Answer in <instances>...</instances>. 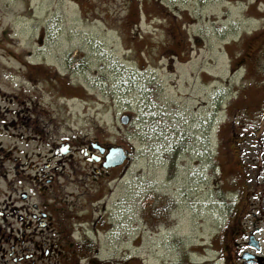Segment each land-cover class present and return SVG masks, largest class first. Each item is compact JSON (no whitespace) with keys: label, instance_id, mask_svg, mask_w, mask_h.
Returning a JSON list of instances; mask_svg holds the SVG:
<instances>
[{"label":"rangeland","instance_id":"obj_1","mask_svg":"<svg viewBox=\"0 0 264 264\" xmlns=\"http://www.w3.org/2000/svg\"><path fill=\"white\" fill-rule=\"evenodd\" d=\"M73 1L0 0V90L36 139L4 148L125 152L83 188L84 264H233L264 208V0Z\"/></svg>","mask_w":264,"mask_h":264},{"label":"flooded vegetation","instance_id":"obj_2","mask_svg":"<svg viewBox=\"0 0 264 264\" xmlns=\"http://www.w3.org/2000/svg\"><path fill=\"white\" fill-rule=\"evenodd\" d=\"M2 92L0 264H84L93 247L92 241L74 238L75 232L84 229L81 227L84 213L92 215L91 211L84 210L83 188L99 186L102 179L108 182L112 172L122 165L105 166L109 146L103 145L101 151L94 143L85 146L64 140L53 143L45 154L34 150L30 158L26 156L22 160L20 154L14 155L16 150L5 149L4 142L11 138L28 144L36 139L14 134L22 112L20 108L5 106L13 104V100L4 98ZM11 155L12 162L5 164ZM254 216L256 226L242 235L233 264H264V208ZM96 224L97 221L93 228Z\"/></svg>","mask_w":264,"mask_h":264},{"label":"water","instance_id":"obj_3","mask_svg":"<svg viewBox=\"0 0 264 264\" xmlns=\"http://www.w3.org/2000/svg\"><path fill=\"white\" fill-rule=\"evenodd\" d=\"M127 122H128V118L124 117L121 119L122 124L126 125ZM95 147L100 149L101 151L104 150V148L102 147H99V146H95ZM125 158H126V154L121 148H118V147L109 148L108 154L106 156L105 166L106 167H118L122 165Z\"/></svg>","mask_w":264,"mask_h":264},{"label":"bare ground","instance_id":"obj_4","mask_svg":"<svg viewBox=\"0 0 264 264\" xmlns=\"http://www.w3.org/2000/svg\"><path fill=\"white\" fill-rule=\"evenodd\" d=\"M68 2H71V1H73V0H67ZM74 2V1H73ZM78 69V65L77 66H75V69Z\"/></svg>","mask_w":264,"mask_h":264},{"label":"trees","instance_id":"obj_5","mask_svg":"<svg viewBox=\"0 0 264 264\" xmlns=\"http://www.w3.org/2000/svg\"><path fill=\"white\" fill-rule=\"evenodd\" d=\"M170 168H172V166H170Z\"/></svg>","mask_w":264,"mask_h":264}]
</instances>
